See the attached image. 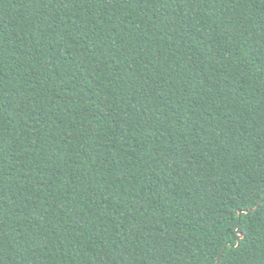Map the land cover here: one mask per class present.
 <instances>
[{
    "label": "trees",
    "instance_id": "obj_1",
    "mask_svg": "<svg viewBox=\"0 0 264 264\" xmlns=\"http://www.w3.org/2000/svg\"><path fill=\"white\" fill-rule=\"evenodd\" d=\"M0 264H264V0H0Z\"/></svg>",
    "mask_w": 264,
    "mask_h": 264
},
{
    "label": "water",
    "instance_id": "obj_2",
    "mask_svg": "<svg viewBox=\"0 0 264 264\" xmlns=\"http://www.w3.org/2000/svg\"><path fill=\"white\" fill-rule=\"evenodd\" d=\"M255 209H253L252 211H254ZM249 211H244V213H248ZM239 214L241 215L242 214V212H239ZM244 238V235L243 234H240V239H243Z\"/></svg>",
    "mask_w": 264,
    "mask_h": 264
}]
</instances>
